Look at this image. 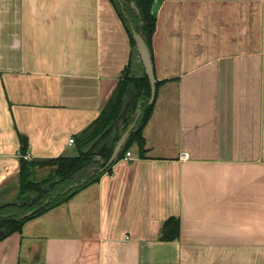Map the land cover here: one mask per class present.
Returning <instances> with one entry per match:
<instances>
[{
	"label": "crops",
	"instance_id": "0c3cea01",
	"mask_svg": "<svg viewBox=\"0 0 264 264\" xmlns=\"http://www.w3.org/2000/svg\"><path fill=\"white\" fill-rule=\"evenodd\" d=\"M153 14L144 156L133 145L1 238L0 264H264V0H155ZM127 72L145 74L110 0H0V208L22 203L20 138L30 160L78 156ZM169 217L179 236L162 241Z\"/></svg>",
	"mask_w": 264,
	"mask_h": 264
},
{
	"label": "trees",
	"instance_id": "16d2710c",
	"mask_svg": "<svg viewBox=\"0 0 264 264\" xmlns=\"http://www.w3.org/2000/svg\"><path fill=\"white\" fill-rule=\"evenodd\" d=\"M131 1L137 6L139 15L130 8ZM110 2L126 30L131 45L135 47L131 35V27H133L136 32L141 31L150 50L151 37L155 29V15L152 13V9H155V0H110ZM140 21L143 22L142 25ZM158 86L159 83H156V88ZM149 98L150 85L147 76L143 74L141 77H136L129 72L125 73L118 81L115 91L98 118L76 138L79 151L76 157L59 156L51 159L30 160L25 157L28 143L22 136L19 150V185L15 196V199L22 203L20 206L4 204L0 208V230L3 231L0 239L20 231L25 221L44 214L68 201L79 190L97 182L102 174L99 169L105 166L114 143L119 139V130L115 129V121L128 101L130 105L122 132L135 121L138 108H140V114L117 159L122 158L133 145L136 146L137 155L143 157L145 153L143 129L152 114L154 105V102L149 104ZM103 143H108V150L101 154L103 163L100 165L99 161L93 158ZM39 169L45 170V175L41 178L36 174V170ZM107 169L108 167L105 170ZM55 179L58 181L55 182ZM34 193L36 197L31 199ZM29 211L33 212L24 217V214ZM179 230V219L169 217L161 227L159 239L176 240Z\"/></svg>",
	"mask_w": 264,
	"mask_h": 264
},
{
	"label": "water",
	"instance_id": "95a60500",
	"mask_svg": "<svg viewBox=\"0 0 264 264\" xmlns=\"http://www.w3.org/2000/svg\"><path fill=\"white\" fill-rule=\"evenodd\" d=\"M130 7L135 11V13L137 15H139V10L137 8V6L135 5V3L133 1H131L129 3ZM154 12V8L152 9V13ZM143 22L140 21V25H142ZM131 35H132V39L134 41V46L137 52V60L141 63L145 75L147 76L149 85H150V98H149V104L153 102L154 97H155V92H156V79L154 76V71H153V64H152V58H151V54H150V50L145 42L144 37L140 32H136V30L131 27ZM130 105V101L126 102L124 104V107L122 108L119 116L117 117L116 121H115V129L119 130V139L115 142L114 146H113V150L112 153L110 155V158L108 159L105 167L110 166L112 163H114L117 160L118 154L120 153V151L122 150V148L124 147L130 132L134 129L135 127V123L131 124L130 126L127 127V129L122 132L123 128H124V123L126 121L127 118V112H128V107ZM137 117L138 118L139 114H140V109L138 108L137 110ZM106 149L105 145H102L100 150L98 151L97 155L95 156L94 159H99L100 155L103 153V151ZM35 194L32 195V197H34ZM32 212L26 213L24 215V217H27L31 214ZM3 234V231H0V235Z\"/></svg>",
	"mask_w": 264,
	"mask_h": 264
},
{
	"label": "built area",
	"instance_id": "2783aa9c",
	"mask_svg": "<svg viewBox=\"0 0 264 264\" xmlns=\"http://www.w3.org/2000/svg\"><path fill=\"white\" fill-rule=\"evenodd\" d=\"M73 139H69V143H73ZM26 158H28V156L26 155L25 156ZM124 159H127V160H133L134 159V155L132 154L131 151H126L125 155H124Z\"/></svg>",
	"mask_w": 264,
	"mask_h": 264
}]
</instances>
